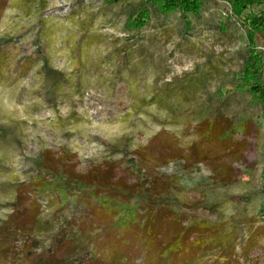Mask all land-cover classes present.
<instances>
[{
    "label": "rangeland",
    "instance_id": "rangeland-1",
    "mask_svg": "<svg viewBox=\"0 0 264 264\" xmlns=\"http://www.w3.org/2000/svg\"><path fill=\"white\" fill-rule=\"evenodd\" d=\"M143 1L0 0V264H51L75 245L68 264H146L142 229L116 228L136 200L105 210L106 192L74 194L68 173L176 193L190 207L180 212L232 228L234 256L204 251L199 264H264V30L247 27L264 20V0L239 15L223 0L183 15ZM140 7L137 31L127 23ZM47 159L53 170L39 171ZM164 212L163 246L174 237Z\"/></svg>",
    "mask_w": 264,
    "mask_h": 264
},
{
    "label": "trees",
    "instance_id": "trees-1",
    "mask_svg": "<svg viewBox=\"0 0 264 264\" xmlns=\"http://www.w3.org/2000/svg\"><path fill=\"white\" fill-rule=\"evenodd\" d=\"M223 1L229 3L233 13L238 15L242 13L246 7H248L245 0ZM143 3H147L150 6L155 7L162 14H168V12L174 10H176L181 15L188 13L194 14L197 13L201 7L200 0H144ZM148 13V11L140 7L136 12L130 15L127 26L139 31L144 27V24H146L147 20L149 19ZM260 20L261 19L257 18L255 22L248 21L247 27L249 28L250 35L253 32H261V30H264V23H262L264 20ZM251 70H253V65L250 63L247 67V72L250 73ZM258 84V97L261 98V94L264 93V81L263 83L259 81ZM201 126L205 127L206 129L203 134L204 138H208L216 130L214 127V121L212 120L208 122H202ZM251 126L252 122L250 119H248L245 124H240L237 126H235L232 122L228 124L227 129L224 130L222 139L225 141L229 140L234 134L239 132L238 130L241 129L242 131H246ZM38 168L39 171L48 172L53 170L54 165L47 159L45 162L41 161ZM216 172L217 170L214 171V173ZM72 174L68 173L67 177H70L75 182H71L70 178L67 182L71 183V186L74 187L79 185L77 186L78 190H73L74 194L80 192L79 196H81L83 192L89 191L91 193H89L88 196L95 195L96 192H98L97 194L100 196L102 194L101 192H106L104 193L105 195H103V202L100 201L101 206L105 210L109 209L107 206L109 204V199L116 200L119 198L122 203L121 205L123 206L132 200H136L137 203L135 205V209L131 212H127L126 217L128 218L124 219L119 225L116 226V228H120L119 230L121 232H126V230H128L133 224H136L135 226L142 229L139 242L144 252L146 251V264H152L153 261H155V264H199V260L205 255V252H223L225 254L223 258L226 261L234 256L236 233L233 236L230 235L232 233V228L230 233L224 235L221 233V231L225 226L222 227L216 222L203 220L197 216L180 212L182 209L188 210L190 207H185L183 203L177 198L176 193L171 194L170 192H164L159 194H150L145 192L141 194H135L132 191L122 190L119 188V190L113 189V185L111 184L112 180L106 174L99 175L97 177L81 175L74 176ZM72 176H74V178ZM216 180H209L207 186H212L217 182ZM106 194L109 195L106 196ZM256 199L261 200L262 197L257 196ZM105 207H107V209ZM200 208L204 207L197 205V207L193 209ZM166 210L171 213L172 223H170L169 228L172 230L174 237L168 242L167 245L163 246L156 243L155 230L159 229L163 218L167 216L164 212ZM181 217L183 218L184 225L181 223L177 224L178 220H181ZM242 218H244V213L240 212L234 215L232 222L237 224L240 220H242ZM110 224L113 226L112 222ZM112 229H115V227L113 226ZM191 237H194L195 240L190 241ZM200 238L203 239L204 243L199 245ZM79 250L82 251V247H79V245L68 247L63 253L61 259L55 260L54 257H52L50 262L51 264H68L71 258L76 259L77 255L79 254Z\"/></svg>",
    "mask_w": 264,
    "mask_h": 264
}]
</instances>
